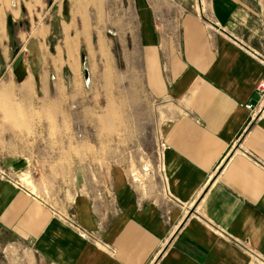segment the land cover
Masks as SVG:
<instances>
[{
	"label": "crops",
	"instance_id": "crops-1",
	"mask_svg": "<svg viewBox=\"0 0 264 264\" xmlns=\"http://www.w3.org/2000/svg\"><path fill=\"white\" fill-rule=\"evenodd\" d=\"M47 7L54 15L41 20ZM131 9L159 133L152 148L119 150L66 148L63 129L64 98L74 105L85 88L74 70L66 83V60L94 44L92 14L106 0L0 9V169L11 178L0 174V264H264V0H131ZM35 25L39 42L11 68V37ZM57 27L65 46H55L63 66L52 84L42 66ZM33 141L52 144L31 150ZM26 173L39 174L36 189Z\"/></svg>",
	"mask_w": 264,
	"mask_h": 264
},
{
	"label": "rangeland",
	"instance_id": "rangeland-1",
	"mask_svg": "<svg viewBox=\"0 0 264 264\" xmlns=\"http://www.w3.org/2000/svg\"><path fill=\"white\" fill-rule=\"evenodd\" d=\"M10 2L11 0H0V9ZM51 15H54L53 9L47 7L44 9L41 20L48 21ZM64 16L66 17V14ZM91 23L94 44L89 47L83 45L76 48L77 61L66 60V83L69 82V70H74L85 84L84 91H81V98L76 104L72 105L68 98H64L68 108L63 129L71 135V139L65 141L66 148L72 147L73 143L76 146L81 143L83 147L87 141H91L97 149L102 150L106 148L131 149L139 144L145 147L149 145L152 148L153 140L159 133V126L157 115L140 76L139 52L131 0H106V11L104 13L94 12ZM19 31H26V27L17 30ZM32 31L31 36L19 38L14 35L11 37L10 51H8L12 55L11 68L15 64L12 61H16L20 54L24 58L31 52V42L34 38L36 42H39L36 25ZM47 45H50L49 59L44 61L45 65L42 69L45 72L51 70V81L55 84L56 70L63 66V62L57 63L54 58L56 57L55 46L61 45L63 48L65 46L58 27L52 30ZM66 48L70 55L74 52L69 44ZM0 51H4V48H0ZM86 71L89 74L88 78L85 77ZM90 89H92L91 93ZM52 95L56 97L55 92ZM89 107L92 110H89ZM56 131V124L51 125L50 132ZM39 132L40 129L36 126L28 130L30 137H36ZM73 134H75V141ZM28 144L31 150H33L32 146L42 150L45 145L52 144V142H26V145ZM37 177L39 178V174L36 173H26L21 176L23 182L34 189H36L35 179Z\"/></svg>",
	"mask_w": 264,
	"mask_h": 264
},
{
	"label": "built area",
	"instance_id": "built-area-1",
	"mask_svg": "<svg viewBox=\"0 0 264 264\" xmlns=\"http://www.w3.org/2000/svg\"><path fill=\"white\" fill-rule=\"evenodd\" d=\"M257 92L258 94L260 95V102H263L264 101V82L261 81L258 86H257ZM260 105V104H259ZM259 106H256V105H253V104H250L248 105V108L252 111V115L255 116L257 113V109H258ZM162 146H165L164 144ZM0 174L8 179L11 180V178L9 177V174L4 172V171H1L0 169ZM75 229L82 233L84 236H88V234H86L82 229H80L78 226H75Z\"/></svg>",
	"mask_w": 264,
	"mask_h": 264
},
{
	"label": "water",
	"instance_id": "water-1",
	"mask_svg": "<svg viewBox=\"0 0 264 264\" xmlns=\"http://www.w3.org/2000/svg\"><path fill=\"white\" fill-rule=\"evenodd\" d=\"M22 58H23V55L20 54V55L18 56V58L16 59V61H15V67H17V66L20 64ZM85 77H86V78L89 77V74H88L87 71H86V73H85Z\"/></svg>",
	"mask_w": 264,
	"mask_h": 264
}]
</instances>
